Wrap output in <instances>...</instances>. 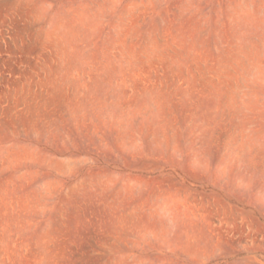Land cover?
<instances>
[{
  "label": "rangeland",
  "instance_id": "1",
  "mask_svg": "<svg viewBox=\"0 0 264 264\" xmlns=\"http://www.w3.org/2000/svg\"><path fill=\"white\" fill-rule=\"evenodd\" d=\"M0 264H264V0H0Z\"/></svg>",
  "mask_w": 264,
  "mask_h": 264
}]
</instances>
